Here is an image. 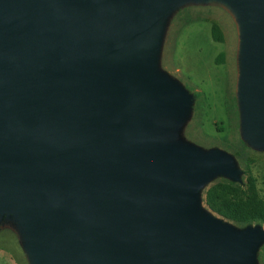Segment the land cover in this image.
<instances>
[{
  "label": "water",
  "instance_id": "1",
  "mask_svg": "<svg viewBox=\"0 0 264 264\" xmlns=\"http://www.w3.org/2000/svg\"><path fill=\"white\" fill-rule=\"evenodd\" d=\"M211 1L240 25L242 131L264 149V0H0V225L32 264H257L264 225L198 203L241 172L178 138L193 96L159 69L171 13Z\"/></svg>",
  "mask_w": 264,
  "mask_h": 264
},
{
  "label": "rangeland",
  "instance_id": "2",
  "mask_svg": "<svg viewBox=\"0 0 264 264\" xmlns=\"http://www.w3.org/2000/svg\"><path fill=\"white\" fill-rule=\"evenodd\" d=\"M213 24L219 26L223 41L214 40ZM240 41V25L225 3L183 2L165 25L159 69L193 96L190 113L178 131V138L203 151L219 149L232 156L241 172V182L235 183L246 188L249 175L254 176L264 199V149L255 148L245 140L241 125ZM221 53L224 60L218 63ZM225 180L233 182L217 176L200 188L201 211L237 229L262 224H239L208 207L207 189ZM256 262L264 264V243L258 249ZM0 264H32L20 231L5 221L0 225Z\"/></svg>",
  "mask_w": 264,
  "mask_h": 264
},
{
  "label": "trees",
  "instance_id": "3",
  "mask_svg": "<svg viewBox=\"0 0 264 264\" xmlns=\"http://www.w3.org/2000/svg\"><path fill=\"white\" fill-rule=\"evenodd\" d=\"M215 41H223V34L217 24L212 26ZM224 60V53L217 57ZM206 203L215 213L239 224L260 222L264 225V199L260 196L256 178L249 175L243 188L235 182L219 181L206 191Z\"/></svg>",
  "mask_w": 264,
  "mask_h": 264
}]
</instances>
